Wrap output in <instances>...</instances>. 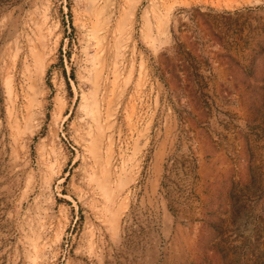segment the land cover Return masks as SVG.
Masks as SVG:
<instances>
[{
	"label": "rangeland",
	"instance_id": "374dc122",
	"mask_svg": "<svg viewBox=\"0 0 264 264\" xmlns=\"http://www.w3.org/2000/svg\"><path fill=\"white\" fill-rule=\"evenodd\" d=\"M0 264H264V0H0Z\"/></svg>",
	"mask_w": 264,
	"mask_h": 264
}]
</instances>
